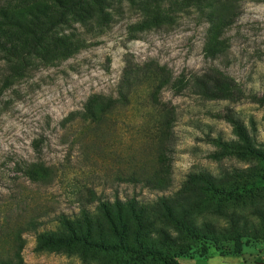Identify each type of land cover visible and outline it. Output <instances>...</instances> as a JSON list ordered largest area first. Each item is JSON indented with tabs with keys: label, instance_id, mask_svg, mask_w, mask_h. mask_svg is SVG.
I'll list each match as a JSON object with an SVG mask.
<instances>
[{
	"label": "rangeland",
	"instance_id": "374dc122",
	"mask_svg": "<svg viewBox=\"0 0 264 264\" xmlns=\"http://www.w3.org/2000/svg\"><path fill=\"white\" fill-rule=\"evenodd\" d=\"M237 5L223 30L229 45H204L208 25L191 0H107L91 14L64 17L53 35L33 48L24 74L0 93V211L16 196H27L50 212L39 230L52 229L55 215L78 212L88 198L87 188L102 200L135 196L148 202L161 195H190L191 174L264 172V162L234 154L211 156L219 149L214 138L237 139L225 118L230 113L258 146L264 145V104L255 98L264 96V0H238ZM57 15L52 12V20ZM39 20L35 35L48 25L47 18ZM30 46L16 45L23 51ZM15 63L14 56L0 50V84ZM128 64L164 67L183 82L191 73L211 68L234 84V94L206 99L183 85L150 98L151 82L145 78L126 106L116 97ZM93 94L113 98L115 106L102 123L85 124L76 111ZM153 103L166 113L162 125L163 112ZM71 113L74 120L65 121ZM158 161L165 168V189L120 179L133 169L149 171ZM32 163L51 166L53 180L28 181L24 171ZM194 195L198 203L188 220L199 232L207 225L211 241L166 226L180 263L264 264V190L235 200L211 199V192L201 187ZM149 235L159 238L155 231ZM23 237L24 264H127L124 254L82 251L77 245L40 247L34 232ZM224 239H235V248L225 243L217 252L209 248Z\"/></svg>",
	"mask_w": 264,
	"mask_h": 264
},
{
	"label": "trees",
	"instance_id": "16d2710c",
	"mask_svg": "<svg viewBox=\"0 0 264 264\" xmlns=\"http://www.w3.org/2000/svg\"><path fill=\"white\" fill-rule=\"evenodd\" d=\"M0 0V50L14 56L17 63L9 65V72L4 74L0 93L9 85L11 79L22 76L27 70L28 57L33 54L36 45H42L46 38L54 33L55 27L64 22L68 14L82 11L91 14L96 6L105 5L107 0ZM195 9L205 18L207 23L206 41L204 45H229L223 37V30L230 23L235 14L238 0H191ZM20 2H24L20 4ZM52 4H54L52 6ZM146 4V2H143ZM58 9H60L58 13ZM57 13L52 20L51 14ZM81 12V14H82ZM47 18L48 25L45 30L39 28V18ZM39 21H38V20ZM16 45H33L23 51ZM16 58V59H15ZM150 81L147 95L156 98L166 87H190L195 93L206 99H222L232 97L234 84L216 74L214 69L208 68L202 72L191 73L183 82L178 76H173L164 67L135 64L126 65L118 83L117 101L129 105L133 88L143 79ZM264 104V96L255 97ZM113 98L102 94H93L87 98L81 110L76 111L85 124L102 123L109 110L115 105ZM157 110H162L165 121L166 113L161 106L153 103ZM71 113L65 121L74 120ZM231 124L237 139L223 140L220 137L212 141L219 149L211 156L220 159L223 155L234 154L244 160L254 159L264 162V145L258 146L248 133L246 127L233 113L225 115ZM25 178L31 183L49 184L54 176V169L44 163H32L24 171ZM166 172L164 165H158L151 170L133 169L120 176L121 180L140 184L142 187L152 189H165ZM198 187L206 188L211 192V199L235 200L245 198L252 192L264 190V172L257 171L249 174L240 169H233L220 176L199 172L189 175L187 190L190 195H161L153 201L142 202L135 196L121 199L115 196L112 201L96 197L92 189H86L87 200L79 203L78 212L72 215L59 213L51 221H55L52 229L39 230L44 224V217L50 212L37 203L28 202L27 196L15 197L9 205L0 211V264H24L21 251L25 239L23 235L34 232L39 246L65 247L77 245L80 250H92L107 254H124L127 264H144L156 262L159 264H182L177 253L171 251L175 245L174 239L167 232L166 226L183 228L188 234L209 242L208 234L212 231L207 225L202 226V232L197 231L188 220V215L198 203L195 192ZM91 198V199H90ZM32 201L33 198L31 197ZM99 201L94 207L89 205ZM220 211V207L217 206ZM231 218V216H230ZM155 231L159 238L150 237L149 233ZM210 245L216 252L223 246L235 248V239L213 241Z\"/></svg>",
	"mask_w": 264,
	"mask_h": 264
}]
</instances>
